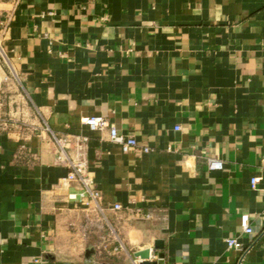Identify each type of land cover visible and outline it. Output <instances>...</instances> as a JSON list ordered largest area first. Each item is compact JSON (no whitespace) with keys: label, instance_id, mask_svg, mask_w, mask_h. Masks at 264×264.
<instances>
[{"label":"crops","instance_id":"obj_1","mask_svg":"<svg viewBox=\"0 0 264 264\" xmlns=\"http://www.w3.org/2000/svg\"><path fill=\"white\" fill-rule=\"evenodd\" d=\"M0 41V264H264V0H0ZM52 134L102 211L68 197Z\"/></svg>","mask_w":264,"mask_h":264},{"label":"built area","instance_id":"obj_2","mask_svg":"<svg viewBox=\"0 0 264 264\" xmlns=\"http://www.w3.org/2000/svg\"><path fill=\"white\" fill-rule=\"evenodd\" d=\"M3 25V23H2ZM5 26V24L3 25ZM0 59L4 62L5 65L10 67V62L7 57L6 52L4 51L1 41H0ZM7 78L4 76L2 80H6ZM83 123L87 125L91 130L98 129H108L109 138L112 142L120 145L121 150L123 152H149L150 148L147 146L140 145L137 140L133 136L123 137L120 135L113 124L108 123V121L102 116H90L86 117L83 120ZM179 127H176V130ZM52 138L54 142L58 145V159L67 164L69 172L67 174L68 180H75L80 183V188L76 193H70L68 197L72 200H76L81 206L86 207L88 209H92L95 211H102L99 199L100 192L93 186V180L91 175L85 170V164L82 159H72L68 152L67 148L69 147V141L66 137H56L52 134ZM83 141H86V137H82ZM207 167L209 170H221L223 167V162L221 159L216 157H210L207 159ZM258 179L256 177L250 178V187L252 189L256 188ZM262 196L264 197V190L262 191ZM114 211H122L125 209L121 204L115 203L112 206ZM131 214L137 218L142 220H153L156 217L160 220H165V215H155L152 211H145L140 207L129 209ZM239 226L241 233L251 234L253 232L249 215L248 213H242L239 217ZM226 245L229 249L242 250L243 245L237 239V237H227L225 239ZM162 258L157 256L153 248H148V261H156L161 260ZM143 259L140 257H135L132 260V264H141ZM215 264V263H213Z\"/></svg>","mask_w":264,"mask_h":264},{"label":"water","instance_id":"obj_3","mask_svg":"<svg viewBox=\"0 0 264 264\" xmlns=\"http://www.w3.org/2000/svg\"><path fill=\"white\" fill-rule=\"evenodd\" d=\"M155 245L156 247H161V241L156 240L155 241ZM134 256L136 257H140L141 259H143V261L141 262V264H156L153 261H148L147 257H148V249H143V250H139L137 252L134 253ZM159 257H162V253L158 254Z\"/></svg>","mask_w":264,"mask_h":264},{"label":"rangeland","instance_id":"obj_4","mask_svg":"<svg viewBox=\"0 0 264 264\" xmlns=\"http://www.w3.org/2000/svg\"><path fill=\"white\" fill-rule=\"evenodd\" d=\"M0 63L3 64L6 67V65L4 64V62L1 59H0Z\"/></svg>","mask_w":264,"mask_h":264}]
</instances>
